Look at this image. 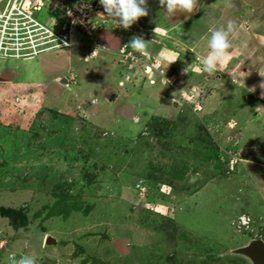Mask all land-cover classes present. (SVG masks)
Wrapping results in <instances>:
<instances>
[{
	"label": "rangeland",
	"instance_id": "obj_1",
	"mask_svg": "<svg viewBox=\"0 0 264 264\" xmlns=\"http://www.w3.org/2000/svg\"><path fill=\"white\" fill-rule=\"evenodd\" d=\"M260 1L81 0L110 3L73 8L69 45L0 58V264H251L234 250L264 242ZM51 2L38 22L75 0Z\"/></svg>",
	"mask_w": 264,
	"mask_h": 264
},
{
	"label": "built area",
	"instance_id": "obj_2",
	"mask_svg": "<svg viewBox=\"0 0 264 264\" xmlns=\"http://www.w3.org/2000/svg\"><path fill=\"white\" fill-rule=\"evenodd\" d=\"M47 1L48 4L46 6ZM80 1L75 0L73 7L67 6L60 13L63 16L59 14L63 21H51L47 24L38 22L35 19L34 12H40L43 7L47 8L53 5L51 0H45V2L44 0H0V58L33 57L36 55V53H33L35 47L39 49L38 53L60 46L66 47L71 41V31H75L73 27H80V14L75 17L73 8H81L86 11L93 10L91 12L99 13L102 8L107 7L108 3L111 2H97L94 5L90 4L83 7L84 4L80 3ZM56 2L61 1H54V3ZM51 7H48L50 11ZM65 15L69 17L70 23L64 21ZM94 22L96 23L92 25L93 29L107 27L103 25L106 24L105 22L100 23L97 20ZM53 26L56 28L53 29ZM85 31L88 34L90 33L89 26L85 28ZM40 39L42 40L39 41ZM41 44L43 46L38 47ZM93 52L95 53V50ZM243 221L244 218L239 217L237 222L243 225L246 223H243Z\"/></svg>",
	"mask_w": 264,
	"mask_h": 264
},
{
	"label": "water",
	"instance_id": "obj_3",
	"mask_svg": "<svg viewBox=\"0 0 264 264\" xmlns=\"http://www.w3.org/2000/svg\"><path fill=\"white\" fill-rule=\"evenodd\" d=\"M61 81L64 82L65 79L62 78ZM53 242V237H46L47 244H52ZM234 252L248 257L252 264H264V242L260 238L253 239L247 245L236 248Z\"/></svg>",
	"mask_w": 264,
	"mask_h": 264
},
{
	"label": "crops",
	"instance_id": "obj_4",
	"mask_svg": "<svg viewBox=\"0 0 264 264\" xmlns=\"http://www.w3.org/2000/svg\"><path fill=\"white\" fill-rule=\"evenodd\" d=\"M260 3L261 4H259L258 6H260V5H262V3H264V0L261 2L260 1ZM138 12H139V10H138ZM261 13H259V17L258 18H260V19H262L261 17L263 16V18H264V7L262 8V10L260 11ZM234 14V13H233ZM57 17H59V16H57ZM57 17H55V15H54V17H53V21H56V19L55 18H57ZM256 28H258V25H256ZM256 30H258V29H256ZM259 32H262V31H260V30H258L255 34H256V37H258V39L260 40V41H263L264 40V36H262L263 34L262 33H259ZM258 33V34H257ZM246 35V37H243L241 40H240V42H244V41H249L250 40V36L252 35L250 32L248 33V32H246L245 31V33H243L242 35ZM253 35H254V32H253ZM257 39V40H258ZM246 49H247V51H249V48H244L243 50H241L240 52H238V54H239V56H242V54H240V53H243L244 55L242 56V59L244 60V59H246L247 58V56L249 55V54H247V55H245L246 54ZM250 63V62H249ZM243 70H242V75L243 76H245V75H247V74H249L247 71H246V69L243 67L242 68ZM259 75H264V72L262 73V72H260V74ZM248 82H250V81H245L244 82V85H246ZM250 90L249 91H252V92H259L260 91V93H262L263 91H264V81L263 82H261L260 83V85L258 86V87H256V88H252L250 85H249V87H248ZM253 95V94H252ZM244 256V255H243ZM249 260V259H248ZM249 262L252 264V262L249 260Z\"/></svg>",
	"mask_w": 264,
	"mask_h": 264
},
{
	"label": "bare ground",
	"instance_id": "obj_5",
	"mask_svg": "<svg viewBox=\"0 0 264 264\" xmlns=\"http://www.w3.org/2000/svg\"><path fill=\"white\" fill-rule=\"evenodd\" d=\"M137 13H138V11H137ZM60 16H63L62 14H60ZM41 34V33H40ZM40 34H38V36H40ZM41 35H43V34H41ZM41 37V36H40ZM72 43H74V42H72ZM90 44V43H89ZM147 71H149V68L147 69ZM172 81V77H169V82H171ZM153 82V81H152ZM246 257V256H245ZM248 258V257H247ZM249 259V258H248ZM250 260V259H249Z\"/></svg>",
	"mask_w": 264,
	"mask_h": 264
},
{
	"label": "clouds",
	"instance_id": "obj_6",
	"mask_svg": "<svg viewBox=\"0 0 264 264\" xmlns=\"http://www.w3.org/2000/svg\"><path fill=\"white\" fill-rule=\"evenodd\" d=\"M105 3H108V2H105ZM43 8H46V7H43ZM43 8H42V9H43ZM42 9H41V11H42ZM47 9H48V8H47ZM41 11H40V12H41ZM49 11H50V10H49ZM50 12H51V11H50ZM50 14L54 17V15H53L52 13H50ZM52 16H49V17L51 18ZM59 17H60V16H59ZM53 20H54V19H53ZM56 21H57V19H56Z\"/></svg>",
	"mask_w": 264,
	"mask_h": 264
}]
</instances>
